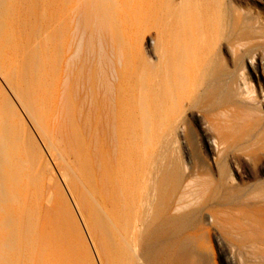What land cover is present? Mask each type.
Returning a JSON list of instances; mask_svg holds the SVG:
<instances>
[{
    "label": "bare ground",
    "instance_id": "6f19581e",
    "mask_svg": "<svg viewBox=\"0 0 264 264\" xmlns=\"http://www.w3.org/2000/svg\"><path fill=\"white\" fill-rule=\"evenodd\" d=\"M47 6L0 0L3 73L14 21L47 19ZM255 25L232 0H59L56 51L44 50L55 42L44 30L40 67L35 56L8 79L98 245L123 246L129 264H206L174 235L196 218L212 229L220 217L264 212V30ZM2 107L0 264H83L50 178L42 191L22 179L28 156Z\"/></svg>",
    "mask_w": 264,
    "mask_h": 264
},
{
    "label": "rangeland",
    "instance_id": "374dc122",
    "mask_svg": "<svg viewBox=\"0 0 264 264\" xmlns=\"http://www.w3.org/2000/svg\"><path fill=\"white\" fill-rule=\"evenodd\" d=\"M13 1H17V2L23 1L26 2L27 4H32L34 5V8L36 7L35 9H37L38 7L37 10L41 8L39 12L45 9L48 1H49L48 3L51 2L49 6H47L48 10L50 11L49 13L51 14V15L48 14V12L46 13L48 15L47 19L37 18L38 16L37 17L29 16V18H24V16H22V17H18L16 21H14L15 25L11 29L13 35V41L9 42L10 44L8 45L10 60L9 59L7 60L8 62V65L6 67L7 71L6 73H3L4 71L0 70V107H2L1 104L5 102V107H4L5 109L2 107L3 108L2 110L7 114L10 112L8 123H10L12 129H13L12 124H14V126L16 125V128H14L13 131L16 132L17 136L20 138L18 139L23 151L22 156H24V154L25 156L26 155L28 156V157L24 156L26 159L28 158L27 160L28 163L26 162L27 163L26 164L25 161L23 163L24 164L23 167L25 166V164L26 166L24 168L26 169L27 167L26 169L27 171L23 169L24 172H27V176L23 172L22 175L25 174V176H22L24 177L22 179H24L25 180L24 182L29 185V188L42 191L44 189L43 184L47 182L46 181L47 178L48 179L50 178L51 180L50 182L52 183V187L54 188L51 189L52 187L51 188L49 187V189L53 192L52 193L49 191L51 196L52 194L54 195L59 194L60 197L58 196V199L60 198V200L62 201L61 202L59 200L61 202L60 204L62 205L59 204L60 207L58 205V209L60 208L62 209L59 210L60 214L62 213L61 218H64L63 220L65 221L64 223L66 224L71 221L70 223H68L67 226L70 233L73 234L75 232L73 235L72 234L71 235L73 238L76 237L77 240L74 239L73 240L75 242L81 241L80 243L82 244L81 248L83 252L80 251L79 252L81 256L80 259L83 256L84 259L82 260L83 264L84 263L85 264H129V261L125 257L126 253L124 252V248L120 249L123 246H117L119 248L114 246L116 249H113L114 247L110 243L109 244L112 247L107 244L106 245L108 247L103 244L98 245L96 243L94 234L91 232L90 227L88 225V220H87L88 217H86V214L82 212L78 198L72 192L65 179L62 178L63 177L62 173L58 171L55 162L53 161L51 154L48 150V147L44 141V138L42 137L41 133L36 128L32 119L29 117V115L21 105L18 97L15 95L14 90L16 89L17 84L15 83L14 90H12L13 87H10L11 85L9 84L12 82L9 81L8 77L12 78L13 76H15L12 78L13 80L19 79V71L22 64L23 65L26 63L30 64L31 61H36L39 58L37 60L38 62L36 63L38 64L37 68L40 67L41 61H43L44 58L43 53L40 52V45L46 43L43 40L46 39L47 41L48 35L50 33L51 35H49V37L53 35L55 36V38H53V40L55 39V42L53 44L52 43L49 44L47 41L48 44L46 43L44 50L50 49L51 45H54L53 46L54 48L55 45H57L59 38L55 31H57L58 29L57 27L59 22V0H45L46 1L45 5L42 4L41 0H12V3ZM33 1H37V2H33ZM38 2H40L39 3L40 6L39 4H37ZM232 3L233 6L238 11H241V15H243V19L247 23H254L256 24L255 25L256 27H259L260 29L264 30V0H232ZM39 12L38 14H40ZM36 19L37 21L39 19L38 23L40 24V27L39 29L38 26L35 27L33 31L35 32V30L36 31L37 29L39 30L38 33L35 32L36 38L34 37V39L35 40L37 39L38 42L36 41L37 42L36 43L35 40L33 39L30 42V48L34 49L33 47H35V50L37 49L39 51L37 52L36 50L37 53L35 52L36 54L35 56H37V59L33 60L35 56L32 57L30 55L29 57H27L26 55L27 54L29 55V53L23 51V47L25 44H27L26 39L28 35L31 33V29L29 27L30 23L35 21ZM42 23H46L43 28L41 27ZM26 29L29 31H27ZM44 30L46 31L45 34L46 38H44L43 36L44 35L43 33H45ZM50 30L51 32H49ZM53 30L54 32L52 33ZM20 32L23 34H21ZM37 34L39 37L37 36ZM35 44L38 46L36 47ZM47 45H49L50 47ZM53 47L51 49L53 51H56V49H54ZM262 56H261L262 60H264V55ZM13 69H14L13 72L15 74L12 73ZM243 73L245 75H249V71L247 69H245ZM35 74L36 77L39 79L40 83L42 84L45 79V75L44 77H42L44 74V70L39 71V74L38 73ZM4 75H7L6 76L7 78H4ZM7 79H8L7 81L8 83L6 82ZM252 84L255 87V83ZM33 99L35 101H39V99L36 98L35 96ZM3 100L5 101L3 102ZM12 113H14L15 115H13ZM10 117H14L12 118L13 120ZM256 128L257 130H259L258 133L260 134L262 133V137H263L262 145L264 147V134H263L264 120H262V122H260V124ZM257 130L256 129L254 130L255 134H257ZM22 143H24V146ZM261 154L263 158L261 163V169H263L264 149ZM2 155L3 154L0 155V159L3 161V159L6 157H4L3 155L4 158H1ZM243 171H245L247 174L251 176L249 180L253 179V176L251 174L252 173L251 166L244 167ZM263 174H264V170H262V175H261L262 178H263ZM28 175H30L29 179H28ZM41 176L43 180L41 179ZM41 183L43 184L41 185ZM41 191H37L36 194H40ZM54 192L57 193L55 194ZM54 195H53V199H54ZM262 207L264 208L263 205ZM64 209L67 210L66 211L67 213L65 212ZM67 218H69V220ZM204 222L205 221H203L200 218L193 219L189 223L190 226L184 228L183 230L179 231L180 233L174 235L173 241L176 243H180V242H184L186 239H189L190 246L191 248L194 249L193 251L195 252V257L205 256L207 259L206 264H232V263L233 264H264V212L246 217H242V216H237V217L230 216L227 218L220 217L219 219H217L216 224L215 226L212 227V229H204L203 228ZM195 225L197 227H194ZM185 248L186 246L183 247V245L180 247V249H178L177 247L175 250L176 256H178L177 253L179 254L184 253L186 251Z\"/></svg>",
    "mask_w": 264,
    "mask_h": 264
},
{
    "label": "crops",
    "instance_id": "0c3cea01",
    "mask_svg": "<svg viewBox=\"0 0 264 264\" xmlns=\"http://www.w3.org/2000/svg\"><path fill=\"white\" fill-rule=\"evenodd\" d=\"M233 264V263H232Z\"/></svg>",
    "mask_w": 264,
    "mask_h": 264
}]
</instances>
